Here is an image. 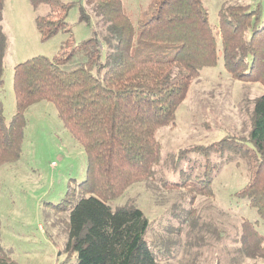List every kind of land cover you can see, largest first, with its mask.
I'll return each mask as SVG.
<instances>
[{"label": "trees", "instance_id": "1", "mask_svg": "<svg viewBox=\"0 0 264 264\" xmlns=\"http://www.w3.org/2000/svg\"><path fill=\"white\" fill-rule=\"evenodd\" d=\"M243 0H226L217 13V34L223 67L232 79L256 83L264 89V12ZM33 8L46 4L49 12L35 19L42 41L61 31L69 4L59 0H30ZM4 0H0V23ZM107 24L103 42L95 37L76 48L65 43L52 60L37 56L13 69L15 113L7 124L0 109V167L16 163L22 150L25 113L34 104L51 103L63 127L86 154V178L68 188L56 213L68 212L65 261L61 264H157L147 247L149 222L143 213L107 204L134 184L153 179L159 161L155 133L172 126L174 114L192 81L203 68L217 62V37L208 24L201 0H154L134 25L120 0H95ZM82 19L86 16L80 10ZM173 48L170 55L157 52ZM7 39L0 25V86ZM80 55L82 65L72 71L62 66ZM103 58V60L101 59ZM203 156L214 152L241 158L248 180L235 194L264 221V92L252 101L248 134L227 137L208 146H194ZM199 187L164 183L163 189L189 186L197 195L212 197L210 179ZM240 256L256 264L264 261V238L243 220L237 239ZM0 264H17L0 240Z\"/></svg>", "mask_w": 264, "mask_h": 264}, {"label": "rangeland", "instance_id": "2", "mask_svg": "<svg viewBox=\"0 0 264 264\" xmlns=\"http://www.w3.org/2000/svg\"><path fill=\"white\" fill-rule=\"evenodd\" d=\"M69 4L61 31L42 41L35 19L49 12L46 4L33 8L30 0H4L2 31L7 39L3 61L0 109L8 124L15 113L13 69L37 56L52 60L67 43L76 48L95 37L103 42L105 54L107 24L98 16L95 0H59ZM135 25L154 0H120ZM208 24L217 37V62L203 68L191 82L185 100L174 114L172 126L156 131L159 161L154 177L129 187L115 201L112 210L124 206L139 209L149 222L145 241L157 264H253L240 256L237 239L243 220L251 222L264 238V221L235 196L244 188L248 175L241 158L210 152L203 156L189 151L208 146L223 138H245L248 134L252 101L263 94L256 83L236 81L225 71L217 34V13L226 0H201ZM251 7L264 0H243ZM84 11L82 19L80 10ZM173 48L158 51L170 55ZM103 60V58H101ZM80 55L62 66L72 71L82 65ZM26 126L21 156L16 163L0 167V240L17 264H61L65 261L68 212L56 213L68 190L86 178V154L58 118L48 102L31 106L25 113ZM210 179L212 197L191 198L189 186L163 189L161 183H191ZM74 263V260L70 262ZM256 264H264L258 260Z\"/></svg>", "mask_w": 264, "mask_h": 264}]
</instances>
